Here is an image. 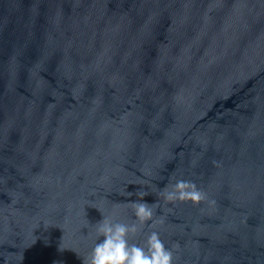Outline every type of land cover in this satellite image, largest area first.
<instances>
[{
    "label": "water",
    "instance_id": "95a60500",
    "mask_svg": "<svg viewBox=\"0 0 264 264\" xmlns=\"http://www.w3.org/2000/svg\"><path fill=\"white\" fill-rule=\"evenodd\" d=\"M138 190L130 243L264 264V0H0V264H83Z\"/></svg>",
    "mask_w": 264,
    "mask_h": 264
},
{
    "label": "clouds",
    "instance_id": "9594fccd",
    "mask_svg": "<svg viewBox=\"0 0 264 264\" xmlns=\"http://www.w3.org/2000/svg\"><path fill=\"white\" fill-rule=\"evenodd\" d=\"M133 194L129 192L128 196L131 197ZM135 194H139L140 198L128 202L134 217L132 223L114 222L101 212L102 220L94 225L98 240L83 258V264H173V251L165 246L158 232L148 233L143 245L129 242V237L135 236L145 226L152 227L156 205V202L149 204L143 201L148 195L147 192L138 190ZM163 195L168 203L190 201L199 204L206 199V193L194 182L183 179L167 184L163 189ZM211 203L214 204L215 201Z\"/></svg>",
    "mask_w": 264,
    "mask_h": 264
}]
</instances>
